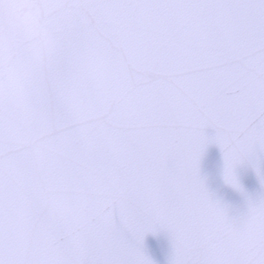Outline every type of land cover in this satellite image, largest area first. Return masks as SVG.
<instances>
[{
  "label": "snow or ice",
  "instance_id": "obj_1",
  "mask_svg": "<svg viewBox=\"0 0 264 264\" xmlns=\"http://www.w3.org/2000/svg\"><path fill=\"white\" fill-rule=\"evenodd\" d=\"M43 64L0 43V264H264V194L208 191L209 145L264 189V0H0ZM209 129L212 134H209Z\"/></svg>",
  "mask_w": 264,
  "mask_h": 264
},
{
  "label": "water",
  "instance_id": "obj_2",
  "mask_svg": "<svg viewBox=\"0 0 264 264\" xmlns=\"http://www.w3.org/2000/svg\"><path fill=\"white\" fill-rule=\"evenodd\" d=\"M209 134L212 130L209 129ZM264 164V155L260 157ZM201 176L205 179L208 191L213 197L229 208L230 214L239 216L247 210V197L256 198L264 194L254 169L247 163L236 169L243 193L226 184L223 179V157L220 149L211 144L208 146L200 163ZM146 251L155 264H168L171 255V244L166 233L146 238Z\"/></svg>",
  "mask_w": 264,
  "mask_h": 264
},
{
  "label": "clouds",
  "instance_id": "obj_3",
  "mask_svg": "<svg viewBox=\"0 0 264 264\" xmlns=\"http://www.w3.org/2000/svg\"><path fill=\"white\" fill-rule=\"evenodd\" d=\"M0 43L19 49L36 63L43 64L53 47L50 34L36 21H24L11 32L0 34Z\"/></svg>",
  "mask_w": 264,
  "mask_h": 264
}]
</instances>
